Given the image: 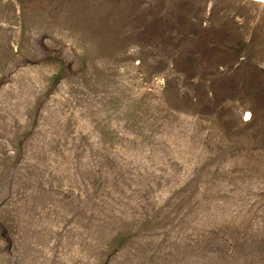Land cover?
Masks as SVG:
<instances>
[{
	"label": "rangeland",
	"instance_id": "374dc122",
	"mask_svg": "<svg viewBox=\"0 0 264 264\" xmlns=\"http://www.w3.org/2000/svg\"><path fill=\"white\" fill-rule=\"evenodd\" d=\"M0 264H264V3L0 0Z\"/></svg>",
	"mask_w": 264,
	"mask_h": 264
},
{
	"label": "bare ground",
	"instance_id": "6f19581e",
	"mask_svg": "<svg viewBox=\"0 0 264 264\" xmlns=\"http://www.w3.org/2000/svg\"><path fill=\"white\" fill-rule=\"evenodd\" d=\"M249 1H254V2H259V3H264V0H249Z\"/></svg>",
	"mask_w": 264,
	"mask_h": 264
}]
</instances>
